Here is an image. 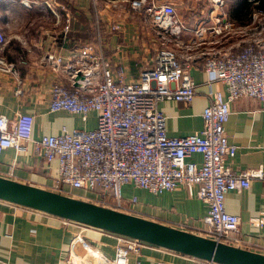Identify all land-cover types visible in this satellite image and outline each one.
Wrapping results in <instances>:
<instances>
[{
  "label": "crops",
  "instance_id": "1",
  "mask_svg": "<svg viewBox=\"0 0 264 264\" xmlns=\"http://www.w3.org/2000/svg\"><path fill=\"white\" fill-rule=\"evenodd\" d=\"M28 1L26 5L21 0H0V27L6 37L0 57L4 67H12L6 71L0 69V114L11 120L18 114L33 115L32 137L35 139L57 134L62 128H94V111L83 120L77 114L48 110L52 84L68 86L66 66L75 60L78 48L85 42L102 49L112 67H122L125 81L136 79L149 65L156 50L162 47L157 30L144 14L135 13L128 6L125 11L101 6L98 14L92 0ZM43 1L51 2L52 9L42 5ZM157 1L172 4L177 18L186 28L180 34L184 46L172 42L169 47L181 60L191 57L187 72L195 82V95L190 102L164 100L158 108L166 117L167 135L194 134L201 128V112L208 104L210 93L219 90L226 96L225 86L212 80L202 69L207 52H233L243 47L250 37L247 30L253 27L254 15L259 12L253 11L251 22L245 25L228 17V9L236 0H227L226 12L224 0L221 8H216L210 0ZM217 19L219 27L224 23H229L230 27L214 33ZM68 21L70 31L67 33L64 27ZM112 24H122L121 30H111ZM86 30L87 33H83ZM196 31H200L199 37ZM49 55L60 57L61 63L51 62ZM16 89L20 93H15ZM224 129L228 142L237 147L235 155L226 160L227 167L237 172L259 168L264 171V113L260 103L249 97L230 101V114ZM23 144L22 151H2L0 176L57 191L53 189L56 160L48 164L34 152L32 142ZM191 160L200 163L201 156L194 154ZM63 188L67 192L72 190L68 185ZM72 192L78 194L79 199L88 200L79 197L88 193L78 189ZM121 192L125 204H129L128 213L200 234L206 207L185 188L152 194L128 184L122 186ZM134 196L136 201L132 203L130 198ZM224 206L228 213L238 217L237 229L232 233L235 242L230 244L264 254V180L252 179L248 188L228 191ZM258 219L263 221L261 226L257 224ZM82 226L64 225L58 217L0 200V264H101L102 260L110 261L115 247L112 233ZM79 233L86 247L74 239ZM127 264H196V260L147 245L141 248L137 258L130 253Z\"/></svg>",
  "mask_w": 264,
  "mask_h": 264
},
{
  "label": "built area",
  "instance_id": "2",
  "mask_svg": "<svg viewBox=\"0 0 264 264\" xmlns=\"http://www.w3.org/2000/svg\"><path fill=\"white\" fill-rule=\"evenodd\" d=\"M21 1L26 5L30 3ZM210 1L216 8L223 6V0ZM92 2L98 14L101 6L122 11L128 6L133 12L144 14L157 30L162 47L156 50L149 65L136 79L125 81L122 67H112L102 49L85 42L78 48L75 60L66 66L68 86L52 84L48 110L77 114L83 120L94 111L95 127L89 130L62 128L57 134L35 139L32 137L33 115L18 114L11 120L0 114V155L6 149L22 151L24 142H32L34 152L46 163L57 162L53 185L56 192L74 197L73 189L82 190L88 194L81 197L94 201L92 203L127 213L130 207L122 196L123 185L130 184L152 194L183 187L206 207L199 235L227 244L235 242L232 233L237 229L238 217L225 210V195L231 190L248 188L252 179L264 180V171L259 168L237 172L227 167L225 162L235 155L237 147L228 142L224 124L230 114V101L240 97L256 99L264 113V21L259 20L264 18V12L254 15L250 37L243 47L233 52H207L202 69L212 80L225 86L226 96L219 90L210 93L208 104L201 112L199 131L169 136L159 103L164 100L188 103L195 95V82L187 72L191 57L181 60L174 49L165 46V36H171V39L166 38L168 42L184 46L180 34L186 28L177 18L175 7L157 0ZM50 3L41 2L51 8ZM215 23L213 31L216 34L230 27L229 23L219 27V19ZM99 26L97 23L96 27ZM121 27L122 24H112L110 29L121 30ZM69 31L68 21L64 32ZM196 35L199 37L200 31H196ZM5 42L0 27V49ZM48 59L56 64L62 60L53 55ZM11 68L4 67L0 57V69ZM194 154L201 156L200 163L191 160ZM64 185H68L71 192L65 191ZM130 201L134 203L135 196ZM58 219L64 225L76 223L90 227ZM257 224L261 226L262 219H258ZM112 235L114 257L110 261L102 260L101 264H127L130 253L137 258L142 247L151 245L132 237ZM74 239L87 246L81 233ZM195 260L196 264H220Z\"/></svg>",
  "mask_w": 264,
  "mask_h": 264
},
{
  "label": "water",
  "instance_id": "3",
  "mask_svg": "<svg viewBox=\"0 0 264 264\" xmlns=\"http://www.w3.org/2000/svg\"><path fill=\"white\" fill-rule=\"evenodd\" d=\"M0 200L132 237L195 259L220 264H264V254L1 176Z\"/></svg>",
  "mask_w": 264,
  "mask_h": 264
},
{
  "label": "trees",
  "instance_id": "4",
  "mask_svg": "<svg viewBox=\"0 0 264 264\" xmlns=\"http://www.w3.org/2000/svg\"><path fill=\"white\" fill-rule=\"evenodd\" d=\"M257 3H249L247 0H236L228 9V17L235 19L240 24L251 22L253 11L264 12V0H254ZM86 31H83V33Z\"/></svg>",
  "mask_w": 264,
  "mask_h": 264
},
{
  "label": "rangeland",
  "instance_id": "5",
  "mask_svg": "<svg viewBox=\"0 0 264 264\" xmlns=\"http://www.w3.org/2000/svg\"><path fill=\"white\" fill-rule=\"evenodd\" d=\"M224 2H225V9H224V11L226 12V8H228L227 6H228L229 2H228L227 0H224ZM260 17H262V16H260ZM259 20H260L261 23H262V21H264V18H260ZM247 32L250 33V32H251V29L248 28ZM166 38H170V39H171V36H169V37L165 36V41H166L165 46L169 47V46H170V43H172V42H170V41L168 42V40H167ZM169 48H170V47H169ZM16 90H18V89H16ZM84 195H85V194H84ZM73 196H74V197L77 196V197H75V198H78V194H74ZM79 197H81V196L79 195ZM88 201H91V200H88ZM91 202H94V201H91Z\"/></svg>",
  "mask_w": 264,
  "mask_h": 264
}]
</instances>
